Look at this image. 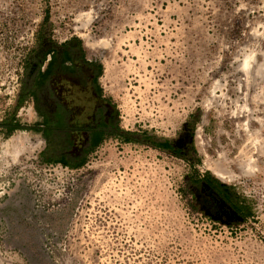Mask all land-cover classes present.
I'll return each mask as SVG.
<instances>
[{"label":"rangeland","instance_id":"obj_1","mask_svg":"<svg viewBox=\"0 0 264 264\" xmlns=\"http://www.w3.org/2000/svg\"><path fill=\"white\" fill-rule=\"evenodd\" d=\"M75 37L104 66L101 98L81 62L54 84L75 116L105 100L122 129L183 156L109 137L71 169L41 160L40 134L0 128V264H264V0H0V121H35L18 105L27 63ZM198 158L255 219L231 230L191 207Z\"/></svg>","mask_w":264,"mask_h":264},{"label":"trees","instance_id":"obj_2","mask_svg":"<svg viewBox=\"0 0 264 264\" xmlns=\"http://www.w3.org/2000/svg\"><path fill=\"white\" fill-rule=\"evenodd\" d=\"M80 62L87 67L91 66V69H86L89 76L92 72L89 82L95 95L99 98L103 96L99 79L103 75L104 66L101 62L86 57L82 39L75 37L60 44L50 41L39 63H27V73L32 69L30 75L34 74V85L22 92L18 103L21 107L32 101L37 118L32 124H22L17 112L3 118L0 128L4 129L7 138L17 130L40 134L46 142L39 153L41 160L71 169L85 166L91 155L109 137L120 138L125 143L148 141L155 148L183 156V150L175 147L169 139L157 140L147 131L137 134L122 129L117 118L111 121L105 100L95 106L90 121L83 120L85 112L89 114L84 105L80 106V115L76 117L73 108L79 106H71L67 95L56 89L54 84L58 83L61 76L72 73L74 68L77 69L75 75L82 73L81 76H84L85 68L78 67ZM201 163L202 159L199 158L196 163L189 161L190 170L184 191L190 196L191 207L202 213L211 223L226 225L231 230L255 219L253 199L236 184L223 181L211 170L205 169L202 172L198 167Z\"/></svg>","mask_w":264,"mask_h":264},{"label":"crops","instance_id":"obj_3","mask_svg":"<svg viewBox=\"0 0 264 264\" xmlns=\"http://www.w3.org/2000/svg\"><path fill=\"white\" fill-rule=\"evenodd\" d=\"M88 58V57H87ZM89 59V58H88Z\"/></svg>","mask_w":264,"mask_h":264}]
</instances>
